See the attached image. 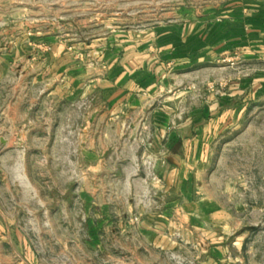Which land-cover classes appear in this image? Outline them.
I'll return each instance as SVG.
<instances>
[{
  "label": "crops",
  "instance_id": "obj_1",
  "mask_svg": "<svg viewBox=\"0 0 264 264\" xmlns=\"http://www.w3.org/2000/svg\"><path fill=\"white\" fill-rule=\"evenodd\" d=\"M207 1L185 10L176 21L113 33L90 45H35L30 59L10 58L9 52L23 45L6 53L3 49L0 171L13 162L12 182L23 196H37L38 189L53 196L56 175L49 174L46 188L34 180L33 186L26 176L27 188L17 171L22 167L24 172L22 161L71 162L72 143L58 133L77 130L82 162L88 166L82 195L89 199L87 208L98 211L100 224L116 221L121 228L123 221L130 223L131 217L124 215L128 219L122 221L119 215L122 188L132 184L130 201L152 199L146 205L129 204L131 212L140 214L136 234L149 257L168 255L189 243L197 246L200 264H264V174L257 204L225 203L214 192L207 195L201 181L219 139L264 104V0ZM218 66L242 71L219 82L213 76ZM207 69L210 80L202 91L200 73ZM187 73L200 78L188 88ZM76 115L79 123H74ZM144 117L148 124L141 126ZM138 131L144 132L142 140ZM59 148L65 155L60 156ZM145 159L153 173L147 180L138 178L146 176L145 168H135ZM134 176L129 184L121 183L122 177L127 181ZM90 179L97 180L95 187ZM6 183L3 173L0 184ZM111 185L113 198L107 193ZM12 224L4 219L0 228ZM21 240L18 245L10 233L1 235L0 257L9 258L8 246L21 259L17 264H26Z\"/></svg>",
  "mask_w": 264,
  "mask_h": 264
},
{
  "label": "rangeland",
  "instance_id": "obj_2",
  "mask_svg": "<svg viewBox=\"0 0 264 264\" xmlns=\"http://www.w3.org/2000/svg\"><path fill=\"white\" fill-rule=\"evenodd\" d=\"M207 2V0H0V53L3 49L7 50H4L5 53L8 52L14 45H23L25 48L22 50L12 49L9 52L10 58L16 59L19 56L30 59L35 53V45H42L43 49L51 43L90 45L113 33L141 31L165 21H176L185 10L192 11L197 5H205ZM81 54L83 53H78L79 56ZM220 67L217 74H212L219 82L229 75H237L242 71L240 67L235 69ZM200 74L201 89L204 91L211 74L209 69ZM195 75L187 73L186 88L200 80L199 76L198 79L194 77ZM45 102V106H49V101ZM62 107L66 105L63 103ZM258 107V110L238 122V128L224 134L215 145L213 160L207 167V175L201 180L207 195L214 192L222 201L230 204L259 202L257 190L259 179L264 174V104ZM145 118L140 121L141 126L148 124ZM80 119V116H74V123H79ZM128 134L125 132L124 137L128 138ZM58 136L60 139L65 137L70 139L71 162L56 160L54 163L39 165L34 163V160L26 163L22 161L24 172L22 167L17 171V178L27 188L30 187L27 177L31 178L33 186L36 187L34 181H37L46 188L50 185L49 174L56 175L57 188L53 196H49L48 191L39 189L37 196L33 194L23 196L17 182H12L15 174L11 168L14 163L8 161L2 167L8 184H0V193H4L0 224L4 225V219L12 220L13 224L9 228H0V236L10 233L18 245L19 238L22 239L21 256L26 264H200L195 244L183 243L180 250H171L168 255L157 253H151L153 257L147 255L145 247L139 244L141 238L136 234V223L140 214L135 209L131 212L129 204L132 201V204L136 202L139 205H146L150 201L152 203V199L148 196H138L137 199L130 201V197H134L131 193L135 192L134 187L131 189L132 184L130 187L126 185L122 188L123 198L120 205L123 209L119 215L121 220L128 219L124 215L131 217L130 223L122 220L121 228L116 221L108 226L100 224L98 211L94 210L95 207L88 209L86 204L89 199L82 195L84 187L88 184L86 178L88 166L81 158V132L77 130L69 133L59 132ZM143 137L144 132L138 131L137 139L142 140ZM60 149V156L65 155V149L62 151ZM133 163L126 166H134ZM135 168L136 171H140L139 168L144 169V164L139 162ZM3 173L0 171V178ZM135 177L127 181L122 177L121 183L129 184ZM138 178L146 179V176ZM90 181L93 187L97 180ZM113 192L114 186L111 185L107 189L109 198H113L111 195ZM135 218L138 220L135 221ZM187 234L190 233L187 231ZM189 239L186 238L187 241ZM4 249L9 258L4 260L0 257V264L21 262L15 250L8 246H4ZM135 251H138L137 256Z\"/></svg>",
  "mask_w": 264,
  "mask_h": 264
},
{
  "label": "built area",
  "instance_id": "obj_3",
  "mask_svg": "<svg viewBox=\"0 0 264 264\" xmlns=\"http://www.w3.org/2000/svg\"><path fill=\"white\" fill-rule=\"evenodd\" d=\"M144 168L146 170V179L145 180L150 179L151 177L153 178L152 163H151V161L149 159H145L144 160ZM136 220H138V218H135V221Z\"/></svg>",
  "mask_w": 264,
  "mask_h": 264
}]
</instances>
